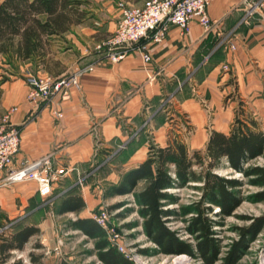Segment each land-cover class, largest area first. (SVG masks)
Instances as JSON below:
<instances>
[{
  "label": "crops",
  "instance_id": "1",
  "mask_svg": "<svg viewBox=\"0 0 264 264\" xmlns=\"http://www.w3.org/2000/svg\"><path fill=\"white\" fill-rule=\"evenodd\" d=\"M125 1L142 6L145 0ZM115 2L86 0L80 6L84 16L50 36L43 55L18 62L23 73L51 77L94 65L91 74L81 77L80 89L35 104L27 98L24 78L0 84V116L18 108L12 116L21 129L15 166L50 156L64 173L53 195H61L59 203L70 194L81 196L82 210L88 212L78 218L84 219H93L88 202L100 184L116 180L120 167L126 174L148 159V133L157 136L163 131L158 111L164 98L170 99L173 110L187 114L195 138L204 137V143L188 149L190 154H205L212 133L229 135L237 117L247 124L252 119L264 131V0H211L210 31L196 21L188 33L171 26L161 42L147 41L150 62L134 49L113 64L97 46L117 28L121 17ZM171 141H158L157 147ZM90 173L96 179L79 185ZM5 175L0 171V180ZM41 198L33 181L0 187L2 222Z\"/></svg>",
  "mask_w": 264,
  "mask_h": 264
},
{
  "label": "trees",
  "instance_id": "2",
  "mask_svg": "<svg viewBox=\"0 0 264 264\" xmlns=\"http://www.w3.org/2000/svg\"><path fill=\"white\" fill-rule=\"evenodd\" d=\"M84 2L86 0H2L0 55L22 61L34 55H43L50 36L61 34L67 25L84 16L85 12L80 10ZM42 16L46 19L42 20ZM248 123L237 117L229 135L212 133L205 154H190L187 146L178 139L166 147H152L148 159L128 171L123 182L113 188V194H128L139 182H145V187L137 195V202L141 206L139 212L144 220L143 230L163 254L196 256L194 247L178 238L167 226L169 218L176 213L165 209V203L171 199L169 189L188 183L199 184L194 187L201 192V199L191 208L184 209V213L195 211L190 230L196 233V249L205 264H215L219 253L215 221L209 216L213 210L210 205L218 206L222 215L231 213L241 201L235 193L241 183L220 175L217 172L220 166L227 163L229 168L252 178L251 182L262 188L255 195L256 200L264 203V166L245 167L252 160L264 156V131L257 129L252 119ZM58 204L60 214L78 213L85 207L83 198L74 194L66 196ZM71 225L74 230L96 241L95 249L103 264H134L115 246L112 247L104 229L94 219L78 218ZM263 227L264 217L254 220L249 227L238 229L241 238L233 244L222 264H237L248 242ZM39 234V227L29 224H15L10 230L0 233V264H23L11 259L15 252L23 251L31 238ZM30 259L33 263L38 261L33 253Z\"/></svg>",
  "mask_w": 264,
  "mask_h": 264
},
{
  "label": "rangeland",
  "instance_id": "3",
  "mask_svg": "<svg viewBox=\"0 0 264 264\" xmlns=\"http://www.w3.org/2000/svg\"><path fill=\"white\" fill-rule=\"evenodd\" d=\"M124 1L116 0L114 5L118 10V4ZM124 4L128 5L126 1ZM128 6L136 7L137 5ZM19 61H21L19 58H0V84L16 77L25 79L28 71L23 73L18 69ZM32 73L39 77H50ZM182 86L186 87L187 83ZM172 108L170 99L164 98L158 111V115L163 119V131L161 135L159 133L157 136L154 133H148L150 139L148 156L152 147L159 146L160 142L158 143V141L167 142L178 139L189 150H192L194 145L204 143V137L195 138L194 127L190 124L187 114L183 110L176 112ZM145 125L147 126V123ZM148 132H154V130ZM250 165L264 166V156L252 160L245 167ZM126 171L120 167L117 170L118 178L116 180L103 182L98 186L94 200L88 202L92 216L97 215L102 209L109 212L110 224L122 237L127 255L134 264H205L196 249L198 243L196 233L190 230L191 219L195 216V211L192 210L189 214L184 213V209L191 208L195 202L201 199V192L194 187L199 184L188 183L168 190L171 199L165 203V209L176 211V213L169 218L167 226L177 234L178 238L190 243L196 252L195 257L182 254L185 255V258L178 261V257L182 255L163 254L160 247L144 233L142 222L144 220L139 212L141 206L137 202V195L145 187V182H139L137 187L128 194H113V188L121 183ZM217 172L228 179L241 183L235 190L236 196L241 201L231 213L221 215L218 206L207 204L213 209L209 216L215 221L214 232L219 246L215 264H222L233 244L241 238L238 229L249 227L254 220L264 217V203L256 200L255 195L262 188L251 182L252 178L229 168L227 163H223ZM91 173L85 174L83 184L90 183L91 179L96 177ZM60 199L61 195L53 194L42 197L37 203L31 204L11 219L6 217L3 222V217L0 214V228L3 227L4 230H10L15 224H32L40 229V234L31 238L23 251L15 252L12 261L19 260L23 264H103L95 249L96 241L81 231L74 230L71 225L78 217L85 215L88 210H82L78 215L75 213L60 215L58 212ZM37 245H40L39 248H36ZM142 251H146V253ZM31 253L38 258L37 263L31 261ZM237 264H264V227L255 238L248 242V246Z\"/></svg>",
  "mask_w": 264,
  "mask_h": 264
},
{
  "label": "built area",
  "instance_id": "4",
  "mask_svg": "<svg viewBox=\"0 0 264 264\" xmlns=\"http://www.w3.org/2000/svg\"><path fill=\"white\" fill-rule=\"evenodd\" d=\"M211 0H145L140 7H129L120 2V19L117 28L107 39L99 43L97 49L104 51L108 60L115 64L124 60L132 50H138L146 63L151 61L148 42L159 43L165 38L171 26H177L185 33L196 21L206 31L212 28L209 15ZM235 49V45L231 46ZM94 65L78 69L72 74L59 77H39L28 71L25 81L29 87L28 100L35 104L49 103L54 98L68 95L71 89H80L81 77L93 72ZM18 108L12 107L0 117V171L5 177L0 180V187H11L15 183L33 181L37 184L41 197L53 194L54 185L63 178V171L57 170L50 156L30 161L25 160L15 166V159L21 147V133L12 123V116ZM60 116V114H59ZM84 177L78 180L83 185ZM2 209L0 207V214ZM104 229L112 247L115 246L122 254L127 255L122 237L110 224V214L106 209L93 217ZM7 231L0 228V233Z\"/></svg>",
  "mask_w": 264,
  "mask_h": 264
},
{
  "label": "bare ground",
  "instance_id": "5",
  "mask_svg": "<svg viewBox=\"0 0 264 264\" xmlns=\"http://www.w3.org/2000/svg\"><path fill=\"white\" fill-rule=\"evenodd\" d=\"M184 258H185V255H182V256H179L177 260H178V261H179V260H183Z\"/></svg>",
  "mask_w": 264,
  "mask_h": 264
}]
</instances>
